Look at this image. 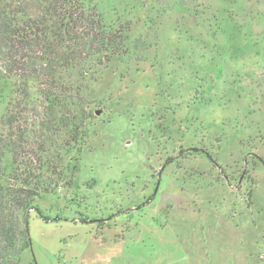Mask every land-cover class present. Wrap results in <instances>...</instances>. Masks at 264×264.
<instances>
[{"label":"rangeland","instance_id":"1","mask_svg":"<svg viewBox=\"0 0 264 264\" xmlns=\"http://www.w3.org/2000/svg\"><path fill=\"white\" fill-rule=\"evenodd\" d=\"M96 1L130 54L87 81L80 173L22 264H264V0Z\"/></svg>","mask_w":264,"mask_h":264},{"label":"trees","instance_id":"2","mask_svg":"<svg viewBox=\"0 0 264 264\" xmlns=\"http://www.w3.org/2000/svg\"><path fill=\"white\" fill-rule=\"evenodd\" d=\"M130 33L96 0H0V264H22L38 202L74 186L87 81L130 54Z\"/></svg>","mask_w":264,"mask_h":264}]
</instances>
